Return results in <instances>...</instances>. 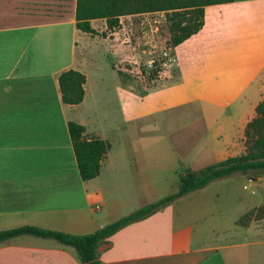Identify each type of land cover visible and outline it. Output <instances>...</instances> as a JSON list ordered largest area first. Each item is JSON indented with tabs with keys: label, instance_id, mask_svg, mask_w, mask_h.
<instances>
[{
	"label": "crops",
	"instance_id": "0c3cea01",
	"mask_svg": "<svg viewBox=\"0 0 264 264\" xmlns=\"http://www.w3.org/2000/svg\"><path fill=\"white\" fill-rule=\"evenodd\" d=\"M74 8L75 0H0V230L85 234L175 191L182 169L244 152L245 125L264 97V0L205 5L202 26L171 47L174 64L150 89L123 66L136 63L131 36L141 18L164 12L120 15L112 29L90 19L87 33ZM67 69L84 74L76 104L60 99ZM163 114L166 137L154 133ZM69 121L108 142L93 178L78 174ZM174 130L190 136L174 140ZM214 180L117 229L97 246L100 264H264V230L237 224L264 195L232 215L230 188L219 196ZM238 227L241 239L228 236ZM0 264L81 263L70 246L22 234L0 241Z\"/></svg>",
	"mask_w": 264,
	"mask_h": 264
},
{
	"label": "trees",
	"instance_id": "16d2710c",
	"mask_svg": "<svg viewBox=\"0 0 264 264\" xmlns=\"http://www.w3.org/2000/svg\"><path fill=\"white\" fill-rule=\"evenodd\" d=\"M231 1L233 0H75V27L82 32L95 33L89 25L90 19L104 18L107 28L112 29L118 25L117 17L120 15L163 11L170 36L169 43L173 47L202 26L205 5ZM57 81L62 103L76 104L81 101L84 92L83 73L67 69L58 74ZM254 111L255 115L244 128V152L209 163L198 170L182 169L177 175L175 191L143 204L89 233L71 234L25 225L0 230V241L22 234L51 238L62 245L72 247L81 264H100L97 246L125 224L147 216L167 202L199 189L214 179L235 172L253 175L264 173V97L255 105ZM67 130L80 178L82 180L93 178L98 173L108 142L96 137L86 139L83 127L73 121L67 123ZM255 213L264 217V203L255 209ZM246 215L247 213L244 217ZM237 221L241 219L238 218Z\"/></svg>",
	"mask_w": 264,
	"mask_h": 264
},
{
	"label": "rangeland",
	"instance_id": "374dc122",
	"mask_svg": "<svg viewBox=\"0 0 264 264\" xmlns=\"http://www.w3.org/2000/svg\"><path fill=\"white\" fill-rule=\"evenodd\" d=\"M147 19L149 22L144 18H141L140 25L134 30L133 35L131 36V43L134 44L135 52H136V63L132 64V63H127V61H125L123 67L127 71H129V73L136 80L140 82L142 88L144 87L145 89H150L164 82H162L161 79L158 80L157 76L160 73L158 71L159 69L157 67H156L157 70L155 71H153V68L147 69L146 61L150 59H154L156 66H158V61L160 59V52L162 50H166L169 54H171L172 46L169 43L170 36L164 20V14L163 16H158L157 14L148 15ZM99 35H101V33H99ZM99 35L97 36L98 40H100ZM146 99L147 98L143 99L144 103H139L140 110L143 109L145 102L147 104ZM135 106L137 107V104H135ZM166 116H168V114L167 115L163 114L158 117L159 119L157 122V128L156 131L154 132L156 133L157 136L166 137L168 135L167 125H166L167 120L165 119ZM141 123L142 125L147 126L149 120L148 119L143 120L142 118ZM146 126L144 128L141 126L142 127L141 129L147 130ZM128 128H129L128 124H124V129L126 131L128 130ZM185 133L186 136H190V134H188L189 133L188 130H182V131L174 130V133L173 135L171 134V136H173L174 140H179L181 136H184L183 134ZM262 174L264 178V173ZM223 188H230L231 190V198L228 204L230 207L228 209V212L232 215H235L236 213L240 214L242 212H245L246 209H249L250 207L255 205L257 200L264 195V180L263 182H259V183L255 181H249L246 179L245 175H243L242 173H237L229 177L228 179L218 178L213 181L212 190H214V192L216 191V193L218 191L217 195L219 196L227 195V192H223L222 190ZM157 195H158L157 197H159L164 195V193ZM226 201L227 202L222 200V202L228 203V199H226ZM139 207L140 206L136 207L135 209ZM256 208L257 207L248 210L246 212L247 215L245 217L244 214L246 213L241 215L239 217L241 221H237V224L241 225L242 223L245 224L252 223L253 225H256L258 229L264 230V217H260L258 213H255ZM229 213H227V216L229 215ZM242 230L243 228H239V227L236 229L231 228V230H229L230 233L228 236L233 237V235L235 236L238 235L237 238L241 239L243 237L242 233L244 232ZM247 237L251 239H255L258 238L259 236H255V235L252 236L248 234Z\"/></svg>",
	"mask_w": 264,
	"mask_h": 264
},
{
	"label": "built area",
	"instance_id": "2783aa9c",
	"mask_svg": "<svg viewBox=\"0 0 264 264\" xmlns=\"http://www.w3.org/2000/svg\"><path fill=\"white\" fill-rule=\"evenodd\" d=\"M174 57L171 54H169L166 50H162L160 52V59L158 61V66H156L155 64V60L154 59H150L146 61V67L147 69H159L158 71H166L169 70L173 64H174ZM157 67V68H156Z\"/></svg>",
	"mask_w": 264,
	"mask_h": 264
}]
</instances>
